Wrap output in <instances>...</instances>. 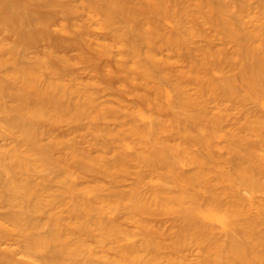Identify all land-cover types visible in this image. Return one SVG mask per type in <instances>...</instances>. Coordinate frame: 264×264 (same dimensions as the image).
<instances>
[{
	"label": "bare ground",
	"instance_id": "bare-ground-1",
	"mask_svg": "<svg viewBox=\"0 0 264 264\" xmlns=\"http://www.w3.org/2000/svg\"><path fill=\"white\" fill-rule=\"evenodd\" d=\"M146 1L150 3L152 11L161 12L165 17L170 14V10L166 7L167 0ZM175 1L183 2V0ZM251 1L197 0L194 13L188 12V8L184 6L180 24L184 23L187 16L197 15L195 20L210 25L215 35L222 40L224 47L211 53L216 55L212 63L203 67L201 64L191 63L186 71H178L175 65L147 54L144 63L138 61L140 74L132 77L129 81L131 84H127L130 85V90L126 87V83L125 87L123 86L128 92L132 91L131 88L137 89L141 84L143 86L138 102L135 101L138 106L130 107V104L124 103L125 100L119 99L118 94H116L118 97L114 95L116 92H112L113 95L111 93L112 96L117 97H114L118 101L116 106L108 105L107 100L100 101L99 93L107 90L108 87H94L97 96H93L87 93L89 92L87 89H80L78 78L71 76L70 82H66L68 73L60 70L54 69L50 72L48 77L51 80L45 79L43 73L34 71L27 64L9 71L6 65L19 60L15 54L24 45L26 28L38 21L14 0H0V32L11 31L15 35L10 49L7 50V54L14 55L0 58V72H3L2 75L0 74V113L7 115L2 118L6 120L5 122L11 123L4 125L7 136L16 139L19 134L35 142L34 138L38 134L37 128L41 125L39 123L41 121H29L30 126H28L25 122L26 116L30 114V116L46 118L47 112H44L47 110L46 105H50L56 113L63 111L65 107H72L71 109L75 111L72 114L68 113L70 115L64 119L71 127L69 130L72 134L81 130L77 134L82 132L83 139H87L86 136L90 134L95 139L91 143L93 151L111 153L104 172L90 169L88 173H105L111 176L109 183L112 189L109 190L112 195L119 197L126 194L125 190L114 188H118L119 183L124 180L119 179V174L127 172L130 168L145 166L152 174L158 175L154 186L149 189L143 188V192L140 193L141 199L123 206L128 213L126 217L133 219L135 234L132 228L128 230L117 222L116 218L115 221L110 209L91 206L92 199L80 198L79 193L83 192V189L68 186L66 190L74 200L73 208L68 211L70 216L73 214L82 220H89L92 217L100 218L105 215L112 224L114 229L105 228L102 230V235L112 236L118 241L117 247L122 256V263L117 264H139L145 258L140 252H162L168 243L175 247V251L169 252H176L180 263L171 256V253H167L163 261L155 253L150 254L147 264H186L183 261L189 256L185 248L189 245H194L201 251L198 252L200 259L197 264H264V198L261 197L258 202L253 198L256 193H262L264 197V116L247 109L244 111L243 108L242 117L229 132L226 140L225 148L230 157L223 159L222 155L215 152L216 138L222 137L221 131L225 126L227 113L231 109L229 102L246 105L253 101L264 109V0L256 1L255 5L258 6L259 11L257 16L252 14L253 18H256H252L255 22L252 21L254 23L250 28L244 18L247 15L251 17ZM80 3L85 11L93 16H99L100 23L115 31L116 37L123 43L129 46L135 43L139 35L133 28H129L132 27L129 22V10L122 0H81ZM14 18L18 20L16 28L10 26ZM65 22L61 23L62 26L60 24V28L69 31L70 25ZM142 43L149 45L152 40L143 38ZM166 49L173 50L174 47L167 46ZM102 53L106 54L107 50H102ZM128 54L131 57L138 56L140 50L133 46L129 48ZM20 57L26 59L25 55ZM71 60L74 63H83L81 59L71 58ZM21 63L23 64V61ZM209 69L232 74L216 81L208 76ZM42 79L45 80L41 82ZM133 83H139L140 86L131 87ZM187 84L195 86L197 100L193 101L183 95V89ZM169 87L178 95L174 100L170 99ZM113 89L112 87V91ZM162 93H165L166 101H162L159 97ZM82 97L85 98V102H81ZM205 102H215L218 110L208 111ZM143 106L149 107L154 115V118L146 124L144 122L146 116L141 111L144 109ZM131 108L133 109L130 110ZM49 118L51 117L46 119ZM129 119L133 122L128 123ZM139 119L144 125L138 123ZM110 122H115L118 126L114 123L112 126L117 128H112ZM100 130L104 132L100 133ZM49 132L52 131L43 130L39 134L50 137L52 133L50 135ZM165 134L173 139L180 138L181 144L195 142L200 150L191 153L187 146L169 145L162 140ZM90 135L88 138L92 140L93 137L90 138ZM133 135H139L144 141L141 142L143 143L141 151L124 142ZM80 140L82 141V138ZM121 143L122 146L119 145ZM19 145L20 148L10 149L7 145L0 144V150L8 157V160L7 158L0 160V181H6L7 197L15 196V199L10 200V206L16 214L7 215L13 230L24 238L28 255H38L41 264H66L67 260H70L71 264H81L74 260L77 252L62 237L59 229H50L41 233L43 226L26 219L29 212L40 211L41 204L52 208L62 200L53 193L49 199H46L43 196V188L40 192L34 186L23 185L24 179L16 177L17 171L14 172L12 166L16 164L21 166L30 156L26 152L27 149H21L24 143ZM56 145L57 147H53L51 152H59L60 155L67 157L64 168H79L83 165L80 160H76L79 150L74 144L59 146L56 143ZM37 152L43 161L48 158L45 149L38 148ZM180 155L189 157L193 166L192 172L177 170L178 161L173 156ZM180 163L184 165L183 161ZM41 168H49V164L46 162ZM162 170L165 171L162 173ZM20 171L33 173L29 170V164L20 168ZM59 182L63 183L62 180ZM241 189L246 190L249 196H242ZM176 191L180 193L173 194ZM203 191L208 192L206 197L203 196L205 203L209 204L207 213L196 204ZM94 198L97 202L106 200L105 195ZM171 204H176L179 212L171 216L173 221H170L173 226L171 225L170 233H167L152 219L173 213L174 211H171L173 209L169 206ZM219 208L225 210V216L220 215L221 213L217 214L216 210ZM145 214L152 216L150 217L152 219L139 216ZM210 217H215L222 223L227 233V242L222 243L219 238L211 236L214 227L205 222L206 218ZM160 223L162 225V222ZM8 232L7 226L0 223V239ZM136 233L141 236L140 241L132 239L133 235H137ZM0 264L19 263L12 255H4L0 252ZM84 264L94 263L89 261Z\"/></svg>",
	"mask_w": 264,
	"mask_h": 264
},
{
	"label": "rangeland",
	"instance_id": "rangeland-1",
	"mask_svg": "<svg viewBox=\"0 0 264 264\" xmlns=\"http://www.w3.org/2000/svg\"><path fill=\"white\" fill-rule=\"evenodd\" d=\"M14 1L23 6L36 18L38 22L36 24L29 25L26 28L24 45L19 48L15 54L19 60L18 62L7 64L6 68L10 71L14 70V68H19L22 65L27 64L32 67L34 71L43 73L44 78L47 80H51L48 76H50V72L52 70H60L68 73L66 82H70L71 76L78 78L77 82L80 89H87L89 91L87 93L93 96H97L94 87H108L107 90L105 89V91H101L99 93L100 95L98 94L100 97L98 99L102 102L107 100V104L111 106H116L118 104V101L115 99L118 96L119 99L121 98V100H125V104L126 102L128 105L130 104V107L138 106L135 101L138 102V99L143 92V88H141L143 87L142 84L141 87H138L139 83H133L134 86L132 84L131 87H135V85H137L136 87L138 88H131L132 91L129 92L127 89L123 88V86L126 83V87L130 90V85L128 86L127 84H131L129 81L132 77L140 74L138 61L140 60L141 64L144 63V59L147 54L154 55L156 59H162L175 65L174 67L178 71H186L191 63L201 64L202 67L203 65L206 66L212 63V61L216 58V55H211V53H215L217 50L224 47L222 40L219 36L215 35V32L212 30L210 25L202 24L198 19L195 20L197 15L194 17L191 15L187 16L184 23L182 25L180 24L182 21L180 17L182 15L181 11L183 7H187L188 12L191 11V13H194V5L198 3L197 0H183V2L179 3H176L175 0H167L166 7L170 10L168 17L162 15L161 12L152 11L150 3L146 0H122L129 10V22L132 26L129 28H133L139 35L136 38L135 43L130 46L119 40L115 35V31H111L110 27L102 25L100 23L101 18L99 16H93L89 12L85 11L81 6V0ZM256 1L257 0L251 1V17L247 15L249 18H244L250 28L252 27V23L255 22L253 19L256 17L253 18V16H257L259 11L258 6L256 7L255 5ZM253 4L255 6H253ZM61 21H66L65 24L69 23V31H64L60 28V24H63ZM10 26L12 28H16L18 26V20L14 18V20L10 22ZM13 33L14 32L11 31L0 32V58H6L14 55L7 54V50L10 49L15 37ZM143 38H150L152 43L149 45L142 43ZM133 46H136L140 50V54L138 56L131 57V55L128 54L129 48ZM167 46L174 47V49L168 50L166 49ZM229 47L230 46L228 45V48ZM105 49L107 50V53L103 54L102 50ZM21 55H25L26 59H21ZM69 57L70 59H68ZM71 58L76 60L81 59L83 60V63H74ZM22 61L23 64L21 63ZM0 74L2 75L3 72H0ZM207 74L218 81L222 77L228 76L232 73H227L226 71L222 72L219 70L213 71L212 69H209ZM45 79H42L41 82ZM109 86H111V89H109ZM112 87L114 88L113 91ZM115 87L120 91H118ZM121 91L123 93H121ZM112 92L116 93L114 94ZM111 93L112 95L118 94V96H112ZM169 93L171 100H174L178 96L177 93L170 87ZM183 95L193 101L197 100L195 86L187 84L183 89ZM159 97L162 101H166L165 93H162ZM84 99L85 98L82 97L81 102H85ZM64 102L66 104L65 100ZM228 105L231 109L229 108L230 111L227 113V120L224 122V129L221 131L222 137L216 138L217 147L215 152L222 155L223 159L230 157L225 148L226 140L229 132L235 126L239 118L242 117L244 111L247 109L252 112H258L260 116H264V109L253 101L246 103V105H237L230 102ZM205 106H207L206 108L208 111L216 112L218 110L215 102H205ZM45 108L47 109L44 110V112H47L46 118L51 117L49 120L45 117L39 118L38 116H30V114L26 116L25 122L28 126H30L29 121H41L39 122L41 125H37L39 128H37L38 134L36 138H34L35 142L29 141L25 138V136L21 137L19 134H17L16 139H12L10 136H7L5 133L7 130L4 129V125L11 123L5 122L6 120H3L2 118L7 115L0 113V144L7 145V148L13 149L15 147L20 148L19 144L24 143V146H21V149H27L28 151L26 152L30 154L29 159L23 161L21 166L17 164L12 166L14 169L13 171H17L16 177L18 179H24V182H22L23 185L34 186L40 192L41 188H43L44 198L49 199L53 193L60 196V199L62 200V202L55 204L52 208L46 206L45 204H41L42 208L39 209L40 211L29 212L26 215V219L30 222L38 223L43 226L40 231L41 233L48 232L50 229H59L62 237L67 240L70 247L77 252L74 260L81 264L88 263L89 261H92L94 264L122 263V256L120 255L117 247L118 241L112 236L104 237L102 235L103 229H114L107 217L104 215V217L100 218L92 217L89 220H82L81 218L73 216V214L70 216L68 211L73 208L74 200H72L71 196L66 193V190L68 186L83 189V192L80 191L79 193L80 198L88 197L89 199H92L91 206L97 208L104 207L107 208L106 210L110 209L113 212L112 215L115 217H112V215H109V217H112L113 219L116 218L117 222L128 230H131L130 228H132V230H134L132 232L135 234L136 229H134V223L132 224L133 219L126 217L128 216V213L125 211L123 206L141 199L140 193L141 191L143 192V188L149 189L151 186H154L156 183L155 181L157 180L156 176L158 175L152 174L145 166L130 168L127 172L119 174V179L124 180L119 183L118 188H114L116 190L123 189L126 194L119 197L118 195H112L113 193L110 191L112 187H110L109 183L111 176L105 173H96L97 175L88 173L90 169H98L104 172L106 164H108L107 159L111 157V153L105 154L103 152L93 151L91 143L94 142L95 139L90 134V138L93 137L92 140L88 138L89 135L86 136L87 139L91 141L90 145L86 138V141L83 139L84 135H81L82 132L77 134V132L81 130L76 132L77 136H75V132L72 134L69 130L71 127L64 121V119L75 111L71 109L72 107H65L68 111L64 109L59 113L54 112L50 105H46ZM142 108H144V106ZM243 108L244 111L242 110ZM132 109L133 108L130 110ZM127 110L129 111V109ZM141 111L146 116L144 121L145 124L149 123L150 119L154 118V115L149 107H145ZM68 113L70 114L68 115ZM56 117L57 120H55ZM43 118L44 120H42ZM129 121L131 120L129 119L128 123H130ZM110 123L112 128L118 126L115 122ZM113 123L116 126H112L114 125ZM138 123H141L140 125H142L143 121L139 119ZM67 129L69 131H67ZM43 130L52 131V135L50 132V137L39 134ZM99 132L103 133L104 131L100 130ZM168 137L169 135L167 136L165 134L162 137V140L169 145L180 144L187 146L189 148V152L191 153L198 152L200 150L199 145L195 142L187 143L185 145L180 143V138L173 139L170 138L171 136L169 138ZM80 138H82V141ZM99 141L101 142L102 140L100 139ZM124 142L134 148H137L136 150L141 151V146L143 145L141 142L144 141L139 135H133ZM56 143H58L59 146L74 144L79 150L76 160H80L83 165L79 168H64L67 157L65 158L62 156L63 154L60 155L59 152H51L53 147H57ZM119 145L122 146V143ZM38 148L46 150L48 158H46L45 161L49 164V168H41V166L46 162L39 157L37 152ZM173 157L178 161L177 170L192 172L193 166L191 165L188 156L180 155ZM6 158L8 160L6 154L0 150V160H5ZM180 161H183L184 165H181ZM26 164H29V170L33 173L28 174L20 171V168L26 167ZM164 171L165 170H162V173ZM59 180H62L63 183H60ZM5 182V180L0 181V223L5 224L9 232L0 239V252L4 255H12L19 264H41V260L38 255H28L24 238L13 230L12 223L10 219L7 218L8 214H16V212L10 206V200L15 199V196L13 195L9 196V198L7 197L5 194ZM171 185L173 186V183ZM217 187L219 188L220 186ZM108 190L110 194L112 193L111 195L108 194ZM179 193L180 191H176L173 194ZM104 195L106 200L102 202H97L94 198L96 196ZM207 195L208 192L203 191L201 192V196H199L196 200V204L206 213L209 208V204L205 203L203 196L206 197ZM241 195L249 196L244 189H241ZM261 197L264 198L262 193H256L253 198L258 202L259 199H262ZM169 206L173 209L171 211L174 212L166 215L165 217L161 216V218L152 219L150 218L152 216L149 217L146 214L139 216L145 219L149 217L154 220V223L158 222L163 231L170 233L172 230L171 225L173 226V217L171 216L173 214H177L179 210H177L176 204H171ZM115 210L117 212H115ZM216 211L217 214L221 213L220 215L225 216L224 209L219 208ZM118 212L121 215H119ZM115 213L116 215H114ZM215 217L220 219L218 216ZM215 217H210L209 219L206 218L205 222H208L214 227V233L211 236L217 237L222 243H225L228 241L227 233L223 229L222 223ZM160 222H162V225ZM159 224L155 225L159 226ZM118 235L120 238V233H118ZM123 235L124 234H121V236ZM137 235H133L132 239L135 238L137 241H140L141 236ZM136 240L134 241L136 242ZM166 246L171 245L168 243ZM166 246L162 249V252H155L157 253V256L163 261L167 253H171V256L175 257L177 262L180 263L178 254L174 252L176 250L175 247L172 245L171 248H166ZM185 249L189 258L183 262L186 264H197L200 259V255L198 253L201 252L200 249L194 245H189ZM170 250L174 251L169 252ZM140 253L143 254L145 258L144 261L139 264H147L146 261L150 254H155L154 252ZM66 264H71V261L67 260Z\"/></svg>",
	"mask_w": 264,
	"mask_h": 264
}]
</instances>
